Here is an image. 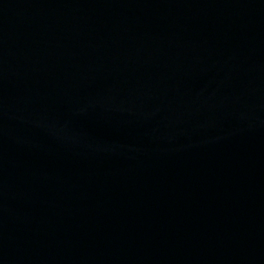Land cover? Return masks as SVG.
Returning a JSON list of instances; mask_svg holds the SVG:
<instances>
[{"label":"water","instance_id":"water-1","mask_svg":"<svg viewBox=\"0 0 264 264\" xmlns=\"http://www.w3.org/2000/svg\"><path fill=\"white\" fill-rule=\"evenodd\" d=\"M0 264H264V0H0Z\"/></svg>","mask_w":264,"mask_h":264}]
</instances>
